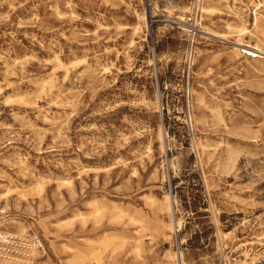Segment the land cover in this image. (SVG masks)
Here are the masks:
<instances>
[{
	"label": "rangeland",
	"instance_id": "374dc122",
	"mask_svg": "<svg viewBox=\"0 0 264 264\" xmlns=\"http://www.w3.org/2000/svg\"><path fill=\"white\" fill-rule=\"evenodd\" d=\"M264 0H0V264L264 263Z\"/></svg>",
	"mask_w": 264,
	"mask_h": 264
},
{
	"label": "bare ground",
	"instance_id": "6f19581e",
	"mask_svg": "<svg viewBox=\"0 0 264 264\" xmlns=\"http://www.w3.org/2000/svg\"><path fill=\"white\" fill-rule=\"evenodd\" d=\"M244 52L247 53L250 56H253V57H264V55L262 53L258 52L256 49H247V48H245ZM263 238H264V236H262L260 239H263ZM257 263H260V262L255 257H251V258L246 257L241 262V264H257Z\"/></svg>",
	"mask_w": 264,
	"mask_h": 264
}]
</instances>
